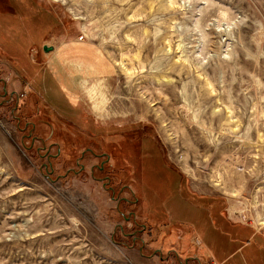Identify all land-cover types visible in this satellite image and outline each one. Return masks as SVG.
<instances>
[{
    "label": "rangeland",
    "instance_id": "1",
    "mask_svg": "<svg viewBox=\"0 0 264 264\" xmlns=\"http://www.w3.org/2000/svg\"><path fill=\"white\" fill-rule=\"evenodd\" d=\"M0 264H264V0H0Z\"/></svg>",
    "mask_w": 264,
    "mask_h": 264
},
{
    "label": "water",
    "instance_id": "2",
    "mask_svg": "<svg viewBox=\"0 0 264 264\" xmlns=\"http://www.w3.org/2000/svg\"><path fill=\"white\" fill-rule=\"evenodd\" d=\"M50 50H52V47H47V46L44 47V51L48 52Z\"/></svg>",
    "mask_w": 264,
    "mask_h": 264
},
{
    "label": "flooded vegetation",
    "instance_id": "3",
    "mask_svg": "<svg viewBox=\"0 0 264 264\" xmlns=\"http://www.w3.org/2000/svg\"><path fill=\"white\" fill-rule=\"evenodd\" d=\"M51 156H53V155H50V154H49V160H51V159H50V158H51Z\"/></svg>",
    "mask_w": 264,
    "mask_h": 264
},
{
    "label": "bare ground",
    "instance_id": "4",
    "mask_svg": "<svg viewBox=\"0 0 264 264\" xmlns=\"http://www.w3.org/2000/svg\"><path fill=\"white\" fill-rule=\"evenodd\" d=\"M172 50V49H171ZM123 59V58H122ZM127 72L129 71L128 69H125Z\"/></svg>",
    "mask_w": 264,
    "mask_h": 264
}]
</instances>
